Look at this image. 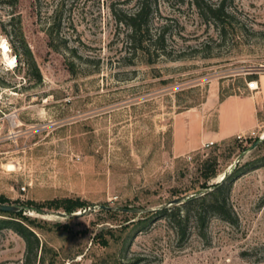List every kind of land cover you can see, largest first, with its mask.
<instances>
[{
  "label": "rangeland",
  "instance_id": "rangeland-1",
  "mask_svg": "<svg viewBox=\"0 0 264 264\" xmlns=\"http://www.w3.org/2000/svg\"><path fill=\"white\" fill-rule=\"evenodd\" d=\"M226 3L221 32L195 0H155L150 32L164 40L143 56L112 13L134 0H0V195L36 219L57 264H264V124L197 138L209 95L243 93L264 73V0ZM211 156L208 183L232 181V220L210 214L199 232L191 215L179 240L152 212L197 191ZM55 198L79 206L28 204ZM24 256L23 238L0 228V264Z\"/></svg>",
  "mask_w": 264,
  "mask_h": 264
},
{
  "label": "trees",
  "instance_id": "trees-1",
  "mask_svg": "<svg viewBox=\"0 0 264 264\" xmlns=\"http://www.w3.org/2000/svg\"><path fill=\"white\" fill-rule=\"evenodd\" d=\"M134 1L136 3L134 10L125 11L123 9H113L112 13L115 21L125 26L128 30L129 48H131L134 53L138 52L139 55L144 56L148 54L152 46L163 44L164 34L160 32L153 37L150 32L149 24L153 13L152 6L155 0ZM195 2L197 6L201 8L203 14L215 21L221 32H225L226 24H229L231 17L226 0H219L214 4L203 3V5H201L202 3L198 0H195ZM9 4L13 5V3ZM157 48L163 50L162 45ZM15 50L20 55L19 62L22 65H26L27 67L34 65L30 51L26 49L24 45H19ZM253 77L256 78L257 76L255 75ZM241 148V150H245L246 146ZM199 170L202 178L198 184L199 189L191 193L196 194V196L188 198L180 204L163 206L158 208L155 212H152L154 218L165 217L167 219L170 225L175 229L179 240L187 238V224L191 215L196 222L199 232L204 230L210 214H217L221 218L229 221L232 220L231 208L228 203L232 187L230 177L225 176L219 182L208 183L219 173L217 158L213 156L202 160ZM0 203L10 204L7 202V198L2 195H0ZM28 204H33L36 210H42L44 207L50 208L52 206L57 207L61 205L67 213L79 206V202L69 198H55L42 203L34 204L28 202ZM14 206L20 209L17 211H0V214L6 216L0 218V228H10L23 238L25 242V256L22 264H57L58 251L40 238L35 229L36 227H40L36 219L23 214L25 207L20 205Z\"/></svg>",
  "mask_w": 264,
  "mask_h": 264
},
{
  "label": "crops",
  "instance_id": "crops-1",
  "mask_svg": "<svg viewBox=\"0 0 264 264\" xmlns=\"http://www.w3.org/2000/svg\"><path fill=\"white\" fill-rule=\"evenodd\" d=\"M254 79L258 84L256 90L246 89L243 93L229 94L223 98L218 95L206 98L203 107L208 122L203 132L197 135L198 139L222 140L240 133H249L258 124H264V73Z\"/></svg>",
  "mask_w": 264,
  "mask_h": 264
},
{
  "label": "water",
  "instance_id": "water-1",
  "mask_svg": "<svg viewBox=\"0 0 264 264\" xmlns=\"http://www.w3.org/2000/svg\"><path fill=\"white\" fill-rule=\"evenodd\" d=\"M261 138H262V137L256 139V140H255V141H254V142H253V143L247 148V150L249 151V150L255 148V147L257 146V144L260 142ZM223 178H224V176L221 177V180H222ZM194 196H196V194H189V195H185V196L176 197V198H174V199H172V200L170 201V204H169V205H171V204H180V203H182L184 200H186V199H188V198H191V197H194ZM100 207H101V208H104L105 206H104V205H101ZM19 209H20L19 207L14 206V205L5 204V203H0V211H17V210H19ZM126 210H127V211H134L133 209H126ZM62 214H63V213H62Z\"/></svg>",
  "mask_w": 264,
  "mask_h": 264
},
{
  "label": "built area",
  "instance_id": "built-area-1",
  "mask_svg": "<svg viewBox=\"0 0 264 264\" xmlns=\"http://www.w3.org/2000/svg\"><path fill=\"white\" fill-rule=\"evenodd\" d=\"M247 87L250 90H256L258 88V84L256 79H252L250 81L247 82ZM250 134H254V131H250ZM243 136V134H237V137L241 138Z\"/></svg>",
  "mask_w": 264,
  "mask_h": 264
},
{
  "label": "bare ground",
  "instance_id": "bare-ground-1",
  "mask_svg": "<svg viewBox=\"0 0 264 264\" xmlns=\"http://www.w3.org/2000/svg\"><path fill=\"white\" fill-rule=\"evenodd\" d=\"M5 47V46H4ZM6 48V47H5ZM6 55V54H5ZM7 57V56H6ZM11 60H9V62H10Z\"/></svg>",
  "mask_w": 264,
  "mask_h": 264
}]
</instances>
